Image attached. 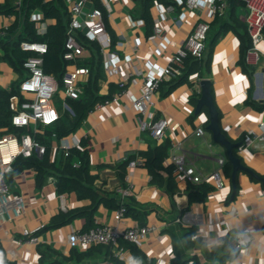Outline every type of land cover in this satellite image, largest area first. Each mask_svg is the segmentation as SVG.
I'll list each match as a JSON object with an SVG mask.
<instances>
[{"label": "crops", "instance_id": "crops-1", "mask_svg": "<svg viewBox=\"0 0 264 264\" xmlns=\"http://www.w3.org/2000/svg\"><path fill=\"white\" fill-rule=\"evenodd\" d=\"M161 4L166 5L160 0H111L108 22L114 44L102 53L100 94H116L118 81L128 72L137 68L141 73L135 76L137 82L127 84L126 94L118 101L94 107L71 133L84 141L89 151L90 172L97 193L101 197L124 200L139 214L138 218L125 215L117 221L116 209L102 201L96 208L94 223L116 224L120 228L141 223L156 224L158 231L149 233L140 244H135L134 249L124 246V258L116 256V250L107 245L92 246L91 250V247L70 246L67 240L70 227L84 228L86 217H78L59 228L40 230L37 242L17 243L15 239L23 237L25 228L47 224L60 210L85 208L92 203L91 196L58 193L52 182L32 188L36 178L35 172L31 171L25 178L28 188L23 192L26 210L18 217L0 221V245L7 264H264V182L257 177L239 171L237 192L231 197L233 186L225 164V187L220 190L213 187L204 199L197 200L202 196L203 183L212 185L210 182L178 181V189L173 192L154 181L145 164L127 172L125 184L118 175L117 167L124 159L156 144L167 145L163 166L172 165L170 153L173 150L183 151L187 161L203 176L218 168V158L227 159L224 147L215 143L212 133L207 130L208 108L195 113L203 78L212 82L220 124L231 140L244 143L246 133L250 129L261 133L264 123V107L259 106L264 104V37L257 46L259 57L247 59V72L240 63L242 39L246 34L243 27L246 8L243 5L231 6L222 19L215 23V18L210 21L201 73H190L188 80L173 88L169 81L164 82L154 97L149 116L135 110L129 99L138 92L142 75L149 67L163 68L168 63L178 45L193 31L202 13L186 10V18L178 22L184 9L176 6L174 11L166 12L162 21L163 35L153 40L155 18ZM147 6L152 29L142 16ZM0 16L8 25L15 20L13 14ZM223 24L228 25L223 27ZM4 37L9 35L0 30V40ZM118 40L123 41V45H118ZM4 53L0 46V54ZM117 57L120 74L112 78L107 73L106 62L116 61ZM24 75L25 70L18 71L8 61L0 59V86L11 89ZM60 95L63 98V94ZM194 96H197L195 102ZM15 100L13 96L11 104ZM60 113L61 116L65 114L64 111ZM161 119L167 120L168 124L165 136L157 139L150 129ZM145 121L147 127L143 128ZM198 127H203L205 132L197 135ZM237 152L246 165L264 176V139L254 137L249 145ZM160 171L166 175L164 169ZM16 189L19 190L18 186ZM191 227L196 228L193 240L198 236L201 242L188 243L187 232ZM160 236H166L168 241H161ZM241 242L244 243L238 247ZM219 246L226 247L213 254V247ZM135 248L139 251L138 257ZM224 254L232 256L223 261Z\"/></svg>", "mask_w": 264, "mask_h": 264}, {"label": "built area", "instance_id": "built-area-1", "mask_svg": "<svg viewBox=\"0 0 264 264\" xmlns=\"http://www.w3.org/2000/svg\"><path fill=\"white\" fill-rule=\"evenodd\" d=\"M180 7L184 9L179 14L178 22L186 18V10L201 11L200 19L197 21L193 31L187 38L178 45L175 53L170 57L168 63L163 68L149 67V70L142 75L138 85V92L129 99L135 110L145 116H149L150 107L154 103V97L162 84L178 78L184 68V60L188 56L201 57L206 50V39L210 30V21L217 16H223L227 10L229 0H175ZM245 3L246 18L245 22L251 38V47L247 52V59L251 56H258V45L264 37V0H241ZM70 21L66 32L64 58L68 60L67 70L62 78V85L53 74L45 72L43 67V54L47 51L48 45L45 42L24 40L21 42V48L26 51L36 53V56L28 57L23 66L26 74L20 81V97L15 95V101L12 105L13 114L11 116V125L20 129L11 131L9 127H0V221L12 219L20 216L26 210V200L24 191L28 186L25 178L31 171H36L32 167H26L16 173L11 178L10 175L15 171L14 163L19 156L28 158L33 155L43 156L47 152V145L37 136L45 135L47 129L50 130L52 140L51 158L62 154L69 157L75 147L81 146V140L76 135H66L58 137L54 127L61 118V113L54 103V96L58 92L63 94L64 107L73 115L74 112L68 104V99H79L85 90V85L90 79V68L79 62L90 56V50L84 45L83 37L89 40L97 41L102 53L114 44L112 32L107 27L105 12L107 15L111 12V0H65ZM176 5L161 4L159 6V15L155 18L154 34L152 39L161 37L164 33L162 21L166 17L167 11H174ZM31 20L35 22L38 33L47 31L48 23L44 19L41 11L35 10L31 15ZM9 27L4 23L0 16V30L6 33ZM118 45H123V41L118 40ZM119 58L116 61H107V73L110 77H116L120 74L118 65ZM141 71L137 68L128 72V74L118 81L119 91L111 98L97 102L94 107H101L111 102H116L120 97L126 94V87L129 82H137L135 76ZM167 120L161 119L153 123L151 134L157 139L165 136V127ZM143 128L147 127L146 121L143 122ZM197 135L205 132L203 127L197 128ZM254 137L264 139V123L261 124V133L257 134L255 130L250 129L244 138V143L240 147L249 145ZM170 161L173 165V172L176 180L200 183L210 182L217 190L223 189L226 185V178L223 168L227 162L225 157L217 159L218 168L213 170L208 176H203L196 168L187 161L185 152L172 151ZM143 164L141 158L133 159L127 165V172ZM74 167H79L80 162L75 160ZM12 179V181H11ZM48 182L55 184L53 178ZM45 183V184H46ZM18 186L19 190H15ZM30 187V186H29ZM37 187V184L31 186ZM30 187V188H31ZM13 188V189H12ZM125 216V207L116 209L115 217L120 221ZM46 224L41 223L35 228H25L22 231L23 237L15 239L17 243L24 241L37 242V233L45 228ZM156 224H137L134 226L120 228L116 224L96 223L88 228L71 226L67 235L70 246L87 249L97 245H110L116 250V256L124 258L125 248L120 245V241H128L134 244H140L149 233L158 231ZM161 241H168L166 236H160ZM244 243L238 244V247ZM172 252V246L169 247ZM1 264V262H0Z\"/></svg>", "mask_w": 264, "mask_h": 264}, {"label": "trees", "instance_id": "trees-1", "mask_svg": "<svg viewBox=\"0 0 264 264\" xmlns=\"http://www.w3.org/2000/svg\"><path fill=\"white\" fill-rule=\"evenodd\" d=\"M160 1L167 5L174 4L178 6V3L175 0ZM97 4L100 5L99 3ZM237 5L245 6V3L241 0H229L227 10L229 7ZM35 10L41 11L44 15V19L48 23L47 31L43 34L37 32L35 22L31 20V15ZM227 10L223 16H217L214 23L222 19L226 15ZM0 14L15 15V20L6 29V34H8L9 37H4L0 40V46L5 50L3 55L0 54V59L8 61L18 71H22V69L25 70L23 66L24 61L28 57L36 56V53L23 50L20 45L21 42L24 40L45 42L48 45V49L43 54L44 70L49 74H53L59 81L60 85H62V78L69 63L68 60L64 58L66 32L70 21V14L65 0H3L0 2ZM105 16L107 27L109 30H111L106 12ZM142 16L148 22L150 29H152L153 22L148 6L144 10ZM227 25L223 24V27H227ZM243 27L246 31V34L242 39L240 63L248 72L249 66L247 64V52L252 43L246 22ZM83 39L84 45L90 50L91 54L89 57L79 63L87 65L90 68V79L85 85L83 95L79 99H71L68 102L74 114L71 115L69 112L63 114L55 125L54 129L57 132L58 137L71 134L80 125L89 111L94 108L97 102L104 101L113 96L112 94H100L99 81L102 76V52L100 51V45L97 41L89 40L86 37H83ZM184 64L186 69L182 71V74L178 78L169 81L170 88H173L188 80V75L190 73H201L200 68L203 66V56H188L185 58ZM19 84L20 82L16 85H13L11 89H6L0 86V127L7 126L11 131L20 130L11 125V116L13 114L11 98L15 95H18L19 97L21 96ZM113 87L114 86L112 85L111 92ZM196 100L197 96H194L193 101L195 102ZM259 106L264 107V104ZM37 138L47 145V152L43 156L33 155L32 157L28 158L19 156L14 163L15 171L10 175V177L12 178L14 174L22 171L26 167H32L36 171L35 178L37 187H42L49 178H53L58 193L76 192L79 197L91 196L92 200V203L89 207L68 209L67 211L60 210L51 217L44 229L62 227L73 222L74 219L78 217H86V224L84 228L93 226L96 224L94 223V214L96 208L102 201L109 207L115 209L124 206L125 215H132L135 218L139 217L138 210L128 205L124 200L117 201L115 198H108L106 196L101 197V195L97 193V188L93 186L94 176L90 172V155L84 141H81V146L72 149L69 157H64L62 154H60L55 158H51L52 140L50 138V130L47 129L45 135L37 136ZM166 156L167 145L156 144L149 147L145 151H140L138 155L132 154L124 159L117 167L118 175L125 184L127 165L131 160L141 158L143 160V164L149 168V171L153 176V180L160 185H165L170 191L174 192L178 189V181L176 180L173 172V165H169L167 167L163 166V160ZM75 160L80 162L79 167L73 166V162ZM161 169L166 171V175L161 173ZM225 170L227 175L232 174L231 163H226ZM212 188V185L203 183L201 188L202 196H199L197 200L204 199L206 197L205 195ZM141 225H144V223H141ZM195 235L196 228H189L187 232L188 243L201 242V239L198 236H196V238L193 240ZM120 245L123 247L128 245L133 249L135 247L134 243L124 240L120 241ZM107 247L109 248L111 246L107 245ZM225 247L226 246H219V248L213 247L212 253L214 254L216 251L218 252L219 249H225ZM92 248L93 247L89 248V250ZM134 253L136 257L139 256V251L136 248ZM213 254H211V256ZM230 256L228 254H224L222 260L224 261L227 258H230ZM0 262L1 264H7L1 245Z\"/></svg>", "mask_w": 264, "mask_h": 264}, {"label": "water", "instance_id": "water-1", "mask_svg": "<svg viewBox=\"0 0 264 264\" xmlns=\"http://www.w3.org/2000/svg\"><path fill=\"white\" fill-rule=\"evenodd\" d=\"M201 96L197 100L195 113H200L204 107L209 111V123L207 124V130L212 133L213 141L224 147L228 162L232 165L231 182L233 186V192L231 197H234L237 188L236 180L239 171H245L251 175L257 177L264 182V176L256 173L244 162L243 158L238 154L237 149H240L242 142H234L231 140L226 132L222 129L219 119V109L214 98L212 90V82L210 79L203 78L200 81Z\"/></svg>", "mask_w": 264, "mask_h": 264}, {"label": "rangeland", "instance_id": "rangeland-1", "mask_svg": "<svg viewBox=\"0 0 264 264\" xmlns=\"http://www.w3.org/2000/svg\"><path fill=\"white\" fill-rule=\"evenodd\" d=\"M53 100H54V103H55L56 107L58 108V110L64 111V113H68V110H66L64 107V100L61 97L59 92L57 94H55Z\"/></svg>", "mask_w": 264, "mask_h": 264}]
</instances>
